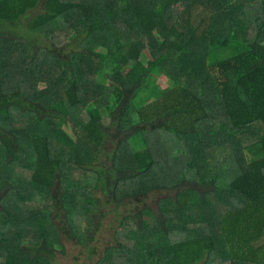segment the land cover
Instances as JSON below:
<instances>
[{"label": "trees", "instance_id": "obj_1", "mask_svg": "<svg viewBox=\"0 0 264 264\" xmlns=\"http://www.w3.org/2000/svg\"><path fill=\"white\" fill-rule=\"evenodd\" d=\"M254 3L0 0V264H264Z\"/></svg>", "mask_w": 264, "mask_h": 264}, {"label": "rangeland", "instance_id": "obj_2", "mask_svg": "<svg viewBox=\"0 0 264 264\" xmlns=\"http://www.w3.org/2000/svg\"><path fill=\"white\" fill-rule=\"evenodd\" d=\"M254 2L255 3L253 5L247 6V10L250 13L252 18L256 17L254 22H258L259 21L257 19L259 15L258 5L260 3V0H254ZM31 15L32 16L34 15V11H32ZM28 19H29V16L27 17V21ZM251 21L253 20L251 19ZM254 24L256 25V23ZM255 30H256V27H251V30H250L251 37L252 35L255 34ZM142 56L152 58V55L148 48H146L142 52ZM172 84L173 83L166 76H160L158 78V85L162 88L169 87ZM153 96H155V94ZM150 179H153V178L150 177ZM166 194H167L166 192L165 193L164 192L150 193L149 195L150 199L147 201L149 208L157 210V205H156L157 200L159 198L164 197ZM113 208L114 207H110L109 209H105L103 212V214L105 215L104 221L102 223L103 229L99 231V236H98L99 252H102V250L108 243L113 242L114 235H115L114 229H116L117 228L116 226L119 225V222L116 219L120 218L121 220L123 218L118 213L116 214L113 213L111 210ZM63 244H64V252L59 254L58 264H96L97 263L98 259H96V257H94L93 259L89 257L87 246H81V245H77V244L67 242V241H64Z\"/></svg>", "mask_w": 264, "mask_h": 264}]
</instances>
